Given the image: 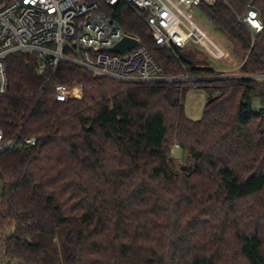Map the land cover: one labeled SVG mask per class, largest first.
<instances>
[{"label":"trees","instance_id":"16d2710c","mask_svg":"<svg viewBox=\"0 0 264 264\" xmlns=\"http://www.w3.org/2000/svg\"><path fill=\"white\" fill-rule=\"evenodd\" d=\"M90 1L166 76L197 79L124 83L65 62L42 77L39 55L11 56L0 128L38 144L0 154V264H264V82L220 78L159 48L127 4ZM252 1L264 23V0L198 9L256 76L264 30L253 39L238 20ZM61 85L83 97L58 102ZM194 88L209 96L198 121L185 108Z\"/></svg>","mask_w":264,"mask_h":264},{"label":"built area","instance_id":"2783aa9c","mask_svg":"<svg viewBox=\"0 0 264 264\" xmlns=\"http://www.w3.org/2000/svg\"><path fill=\"white\" fill-rule=\"evenodd\" d=\"M218 0H105L110 6L127 4L152 31L156 45L175 52L190 41L201 43L217 59L227 53L216 45L191 19V12L202 4ZM239 22L254 39L264 23L254 7L247 5ZM129 35L120 25L100 12L90 0H0V97L9 91L7 60L13 55H39V76L55 71L62 62L72 64L96 77L132 84L173 83L196 80L166 76L161 66L138 40V45L123 53L112 49ZM243 66V64H242ZM216 72V71H215ZM223 78L227 72H216ZM264 82L263 75H244ZM243 79V78H241ZM56 100L66 103L83 97L80 87L56 88ZM36 138L16 136L6 139L0 128V154L24 147H35ZM178 148V146H176Z\"/></svg>","mask_w":264,"mask_h":264},{"label":"rangeland","instance_id":"374dc122","mask_svg":"<svg viewBox=\"0 0 264 264\" xmlns=\"http://www.w3.org/2000/svg\"><path fill=\"white\" fill-rule=\"evenodd\" d=\"M194 23L210 38L216 45L221 47L227 57L223 60L213 58L208 50L201 44L190 41L185 49L179 50L182 58L193 61L200 68L210 69L216 72H227L224 79L247 78L241 73L243 64V52L239 44L231 40L222 31L217 30L214 25L201 13L198 8L188 12ZM209 101V96L202 90L192 89L186 98L185 108L188 118L198 121L203 117L205 107ZM255 110L264 109V98L256 94L254 97ZM176 157V167L188 164V156L179 148L174 147Z\"/></svg>","mask_w":264,"mask_h":264},{"label":"water","instance_id":"95a60500","mask_svg":"<svg viewBox=\"0 0 264 264\" xmlns=\"http://www.w3.org/2000/svg\"><path fill=\"white\" fill-rule=\"evenodd\" d=\"M138 45V40L135 38H125L121 43L112 49L113 52L123 53Z\"/></svg>","mask_w":264,"mask_h":264}]
</instances>
